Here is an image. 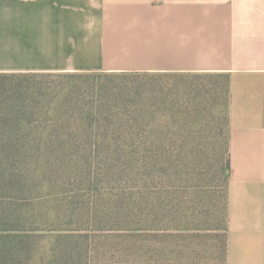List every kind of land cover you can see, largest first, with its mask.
Here are the masks:
<instances>
[{
	"label": "trees",
	"instance_id": "obj_1",
	"mask_svg": "<svg viewBox=\"0 0 264 264\" xmlns=\"http://www.w3.org/2000/svg\"><path fill=\"white\" fill-rule=\"evenodd\" d=\"M13 74L0 72V264H143L150 231H180L192 194L200 222L217 216L226 264L227 75L228 111L193 131L189 116L205 109L198 84ZM83 227L114 229L118 243L102 233L89 249Z\"/></svg>",
	"mask_w": 264,
	"mask_h": 264
},
{
	"label": "crops",
	"instance_id": "obj_2",
	"mask_svg": "<svg viewBox=\"0 0 264 264\" xmlns=\"http://www.w3.org/2000/svg\"><path fill=\"white\" fill-rule=\"evenodd\" d=\"M224 73L226 264H264V0H0V72Z\"/></svg>",
	"mask_w": 264,
	"mask_h": 264
},
{
	"label": "rangeland",
	"instance_id": "obj_3",
	"mask_svg": "<svg viewBox=\"0 0 264 264\" xmlns=\"http://www.w3.org/2000/svg\"><path fill=\"white\" fill-rule=\"evenodd\" d=\"M85 72V71H81ZM64 73V72H63ZM65 73H79V71L65 72ZM58 74L61 72H18L14 73L13 77L16 80L30 79L33 81H42L44 84L58 82L65 79ZM128 76V75H126ZM138 79H145L146 81L163 82L172 86L173 83L187 86L186 84H198L202 92L195 97V104H201L205 109L200 113L194 112L189 116V119L202 120L204 123L212 120L220 119L222 115L228 111L227 105V87L226 74L224 73H180V74H166V73H147L145 77L137 76ZM132 79V76H129ZM137 79V78H136ZM193 92V91H192ZM193 93L190 94V96ZM47 116V115H45ZM213 124V123H212ZM198 122L192 124V129H197ZM194 129L193 131H195ZM196 198L195 194L190 197L188 211H186V223L182 226L180 231L173 229L163 231L151 230L147 236L145 247V259L143 264H223V253L221 239L223 232L220 229L219 222L214 217V220L207 222H200L195 209ZM47 216H50V211L45 208ZM44 231H49L51 226L44 227ZM82 232H86L88 240L94 239L88 244V248L98 247L102 244L101 241L105 237L99 235L109 234L107 238L111 243L117 244V237H114L115 230L108 229L104 231H95L89 227H83ZM95 232V234H94ZM163 232V233H161ZM161 234V235H160ZM98 249V248H97ZM112 251L109 252V255ZM109 260L111 258H108ZM116 261V258H113ZM108 261L113 263L114 261ZM116 264V263H115Z\"/></svg>",
	"mask_w": 264,
	"mask_h": 264
}]
</instances>
